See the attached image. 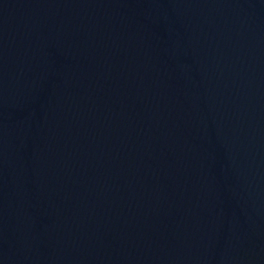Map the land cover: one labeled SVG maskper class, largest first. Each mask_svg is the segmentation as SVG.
<instances>
[{
    "label": "water",
    "instance_id": "water-1",
    "mask_svg": "<svg viewBox=\"0 0 264 264\" xmlns=\"http://www.w3.org/2000/svg\"><path fill=\"white\" fill-rule=\"evenodd\" d=\"M0 264H264V0H0Z\"/></svg>",
    "mask_w": 264,
    "mask_h": 264
}]
</instances>
